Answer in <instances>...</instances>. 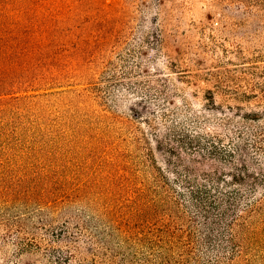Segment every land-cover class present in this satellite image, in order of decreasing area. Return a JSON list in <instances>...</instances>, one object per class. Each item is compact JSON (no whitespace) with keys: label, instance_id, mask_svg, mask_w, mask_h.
I'll list each match as a JSON object with an SVG mask.
<instances>
[{"label":"rangeland","instance_id":"rangeland-1","mask_svg":"<svg viewBox=\"0 0 264 264\" xmlns=\"http://www.w3.org/2000/svg\"><path fill=\"white\" fill-rule=\"evenodd\" d=\"M0 34L28 41L54 85L17 123L75 214L36 230L1 216L0 264H103L82 216L99 226L115 210L136 230L165 196L185 211L172 264H264V0H0ZM204 170L247 197L256 233L231 241L229 216L207 239L183 182Z\"/></svg>","mask_w":264,"mask_h":264},{"label":"trees","instance_id":"trees-1","mask_svg":"<svg viewBox=\"0 0 264 264\" xmlns=\"http://www.w3.org/2000/svg\"><path fill=\"white\" fill-rule=\"evenodd\" d=\"M27 42L0 34V217L12 214L9 218L21 229L36 230L57 218H71L75 214L61 181L50 177V163H42L37 157L41 151L23 141L21 127L17 123V117L23 110L36 105L37 99L47 94L40 89L54 86L40 82L42 76L31 61L36 54L35 49L20 46ZM246 170L247 165H244V170L240 171L244 173ZM200 178L196 174L188 175L183 182L190 188L191 204L207 231V239L229 216L233 218L229 222L234 231L231 241L256 233L255 227L245 226L244 217L238 213L240 194H230L221 189V181H229L225 176L204 170ZM231 179L239 185L251 184L254 188L260 183L259 176L255 174L248 178L240 173L232 174ZM143 190L139 189L138 193L142 194ZM246 198L243 197L242 201ZM250 201L249 197L246 204ZM151 204L155 207L151 217H142L144 219L136 230L130 221L123 222L122 219L126 218L115 210L106 209L104 214L108 221L99 223V226L86 215L82 218L77 216L86 229L93 230V233L89 230L91 235L99 249L104 251L102 253L107 255L103 264L133 262L131 256L126 255H152L147 258L149 264H172L176 259L174 255L182 254V241L177 238L174 227L184 216V208L172 196L160 197ZM249 204V209L255 210L257 203L252 201ZM214 209L220 212L212 213ZM143 247L150 251H141Z\"/></svg>","mask_w":264,"mask_h":264}]
</instances>
